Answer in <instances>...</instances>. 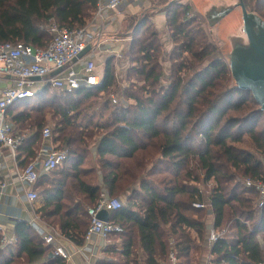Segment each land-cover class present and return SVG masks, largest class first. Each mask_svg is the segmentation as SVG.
I'll return each instance as SVG.
<instances>
[{"label": "trees", "instance_id": "obj_1", "mask_svg": "<svg viewBox=\"0 0 264 264\" xmlns=\"http://www.w3.org/2000/svg\"><path fill=\"white\" fill-rule=\"evenodd\" d=\"M152 1L154 7L163 3ZM245 2L249 11L264 17V0ZM98 3L0 0V44L47 48L53 40L50 25L83 29ZM150 13L131 25L124 104L110 99L118 80L111 57L102 66L99 86L59 91L48 85L7 110L16 135L24 138L19 146L24 168L37 158L50 124L53 142L68 152L63 165L34 188L40 190L44 180L50 186L40 190L46 200L42 217L55 218L65 236L83 245L91 219L85 233H76L71 221L98 203L100 173L111 197L126 201L110 213L124 232L109 249L112 259L99 264H169L171 252L178 264H200L203 257L209 264H264V209L257 208L259 194L238 179L264 181V163L237 146L248 134L264 154V129L256 130L264 115L250 92L231 88L228 64L188 0L162 13L167 42L153 22L156 13ZM91 150L98 169L87 167ZM212 180L216 186L204 196L200 185L206 188ZM17 227L18 254L5 259L0 236V264L56 258V251L34 238L28 225ZM212 227L219 237L207 248ZM53 262L65 264L64 259Z\"/></svg>", "mask_w": 264, "mask_h": 264}, {"label": "built area", "instance_id": "obj_2", "mask_svg": "<svg viewBox=\"0 0 264 264\" xmlns=\"http://www.w3.org/2000/svg\"><path fill=\"white\" fill-rule=\"evenodd\" d=\"M130 1L136 0H99L98 9L92 22L83 29L72 31L53 23L50 25L53 40L47 48H35L21 42L0 44V73L10 77V84L0 87V187L3 186L4 150L10 149L15 155L17 148L24 140L23 137L16 135L15 125L6 118L7 110L19 101L33 98L38 89L48 85L59 91H76L85 87L99 86L103 76V68L99 65L101 58H98L96 54L104 50L107 57L113 56L116 59H123L125 53L120 50L103 49L95 30L90 28L108 21L110 13L118 11ZM88 48L91 51L89 50L90 52L82 56ZM103 59L105 60V58ZM59 70L61 72L53 76ZM113 103L116 104L117 101L113 99ZM52 137V129L50 127L45 128L43 132L44 143L37 158L22 170V180L30 184L37 182L39 178L38 163L47 172L55 171L63 165L68 152L66 149H58ZM245 185L259 194L257 208L262 211L264 209V181L248 179L245 181ZM28 197L30 200H36L38 194L31 192ZM124 205L125 202L121 199L111 197L108 192L102 191L98 203L88 210L91 223L85 239L89 240L93 236H98L107 240L113 235L122 234L124 229L120 224L113 220L102 221L98 215L104 210L113 214L121 210ZM194 207L198 209L207 208L206 204L202 203H195ZM3 232V226L0 224V233ZM218 237L219 234L212 227L209 231L208 247H211ZM56 240L57 237L53 234L46 237V242L49 244L55 243ZM16 243L15 237L3 233L1 238L3 248L13 246ZM58 253L63 258H69V255L61 247H58ZM179 262L180 260L175 253L171 252L169 264H178Z\"/></svg>", "mask_w": 264, "mask_h": 264}, {"label": "crops", "instance_id": "obj_3", "mask_svg": "<svg viewBox=\"0 0 264 264\" xmlns=\"http://www.w3.org/2000/svg\"><path fill=\"white\" fill-rule=\"evenodd\" d=\"M146 1L152 0H136L130 1L128 4L121 7L118 11L112 12L108 16V21L105 23L97 24L95 27L92 26L90 29L95 30L98 38L101 40V45L103 49H113L120 50L125 53V51L130 47L131 40L126 37H121L122 34V25L126 20V15H133L136 9H140L143 7ZM126 7V8H124ZM123 8V9H122ZM92 22V21H91ZM90 22V23H91ZM153 22L158 25L159 31L163 33V38L165 42H167L166 38V18L165 15L159 14L155 18H153ZM89 23V24H90ZM88 24V25H89ZM130 42V43H129ZM169 44V43H168ZM90 50V49H89ZM91 51V50H90ZM88 51V52H90ZM101 53V54H100ZM100 53H97V57L101 58L100 62L106 61L111 57H107L102 50ZM105 54V55H104ZM105 58V60L103 59ZM10 77L7 75H3L0 73V87H5L10 84ZM29 137V134H28ZM44 143V141H43ZM92 162H94V168L98 169V165L96 163V153L95 150L90 151ZM24 159L21 157L19 153V147L17 148L16 154L14 155L10 149L4 150L3 157V186L0 187V224L3 226L4 232L8 236H13L16 239L17 234V226L19 224H25L30 227L31 235L43 242L45 246L52 247L55 251L56 258H46L41 264H52L54 260L64 259L65 264H99V262L103 263V261H110L111 255H113L109 249H114L118 244V240H120L119 235H113L109 239L105 240L98 236H93L91 239L84 240L83 245L76 244L73 240H71L68 236H65L59 224L55 223V218H51L48 221L43 219V208L46 204V200L44 196L40 193V190L43 187H47L49 184L47 181H43V186L40 190L34 191L35 186L38 182L49 174L40 163L38 169L39 178L36 183L30 184L29 182L22 180V170H24V166L22 165ZM34 161V160H33ZM37 164V165H38ZM98 185L101 186V192L106 191L111 196L108 189L103 186V179L100 177L101 174H98ZM50 187V186H49ZM47 187V188H49ZM46 188V189H47ZM202 190V185H200ZM39 191V192H38ZM31 192H35L38 194V199L30 200L28 195ZM131 192V191H130ZM203 192V191H202ZM101 195V194H100ZM208 196V195H204ZM79 199H82L84 204L86 201L84 198L79 195ZM123 201V200H122ZM125 202V201H123ZM77 204V203H76ZM91 207V206H90ZM87 205V212L85 214L78 215L71 222L73 224L74 231L76 233H85L87 230V226L90 221V216L88 215L89 208ZM113 216V214H112ZM113 218V217H111ZM212 218V217H211ZM3 233H0L2 238ZM71 235L74 237L73 230L70 231ZM55 235L57 240L55 243H47L46 237L47 235ZM17 244V243H16ZM15 245L3 248L4 250V258L5 259H13L18 254V247ZM58 247H61L66 253L69 255V258H63L58 253ZM121 247L118 248V250ZM208 248V247H207ZM139 254H144L142 250L139 249ZM200 264H209L208 258L203 257Z\"/></svg>", "mask_w": 264, "mask_h": 264}, {"label": "water", "instance_id": "obj_4", "mask_svg": "<svg viewBox=\"0 0 264 264\" xmlns=\"http://www.w3.org/2000/svg\"><path fill=\"white\" fill-rule=\"evenodd\" d=\"M186 0H165L146 12L163 13ZM204 19L209 34L216 40L231 72V88L250 92L264 115V17L249 11L245 0H188ZM89 48L82 54L86 55ZM61 71L53 74L57 75ZM39 164L37 165V168ZM110 213L98 218L110 221Z\"/></svg>", "mask_w": 264, "mask_h": 264}, {"label": "rangeland", "instance_id": "obj_5", "mask_svg": "<svg viewBox=\"0 0 264 264\" xmlns=\"http://www.w3.org/2000/svg\"><path fill=\"white\" fill-rule=\"evenodd\" d=\"M164 1L165 0H162V2H163L162 4H164ZM185 3H188V2H185ZM161 5H156V6L159 7ZM33 7L34 6H32V8ZM149 7L150 8L154 7L153 1H149V2L146 1L142 8L136 9V11H135V13L133 15H130V14L126 15L127 18H126L125 22L122 25V30H121L122 31V34H121L122 36L121 37H126L129 40L132 39L131 38V33H132V31H131L132 26L131 25H133L135 23V27H136L137 23L138 22L140 23L141 20L144 17H149V14H152V13H150L151 11L146 12ZM124 8H126V7H124ZM33 12H36V8H33ZM155 13H156L155 16L159 15V13H157V12H155ZM160 14H162V13H160ZM164 14H166V13H164ZM156 26H157V24H156ZM129 57H130V47H128V49L125 51V56H124L123 59H116L115 57H113L115 59L114 62H113L114 63V67H115V76H116V78L118 80H117V87H115L113 95L110 97V99L112 100V97H113V99H115L118 102V105L120 103L124 104V100L126 99L124 94H123V92H124L125 89H127V85H128L126 83V80L128 78L127 71H128V68L131 65ZM104 62L105 61L100 62L99 65L103 66ZM60 101L61 100H59V102ZM125 105H129V103H126ZM49 127L51 129L54 128L53 124H50ZM263 129H264V122H259V124H257V129L256 130L257 131H262ZM237 146H239L241 148H244V149H247L249 151H253L255 153V155H257L258 159L263 161V163H264V154L259 152V151H257L253 141L251 140V138H250V136L248 134H246L244 136V142L237 143ZM92 161H93V159H91V156L89 155V162L87 164V167H93L95 165L94 162H92ZM238 179L241 180L242 184H245V181L250 179V177L247 178V177L239 176ZM215 186H216V181H214V180L209 182L206 188H204L202 186V191H203L204 195H210L212 189ZM119 199H121L123 201H126V197L119 198ZM208 214H209V212H208ZM209 215H211V214H209ZM207 224L209 225V228L211 226H213L212 218L211 219L208 218ZM205 246L208 247L209 244H205Z\"/></svg>", "mask_w": 264, "mask_h": 264}]
</instances>
